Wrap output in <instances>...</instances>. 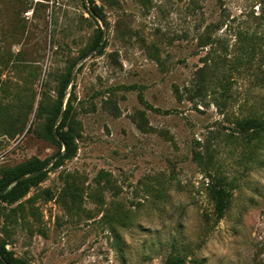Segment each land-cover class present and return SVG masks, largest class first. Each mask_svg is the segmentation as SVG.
<instances>
[{"label": "rangeland", "instance_id": "obj_1", "mask_svg": "<svg viewBox=\"0 0 264 264\" xmlns=\"http://www.w3.org/2000/svg\"><path fill=\"white\" fill-rule=\"evenodd\" d=\"M94 3L0 0V175L49 163L0 200L5 248L28 264H264V130L249 144L236 129L264 121V0ZM68 72L79 135L53 167L44 111Z\"/></svg>", "mask_w": 264, "mask_h": 264}, {"label": "trees", "instance_id": "obj_2", "mask_svg": "<svg viewBox=\"0 0 264 264\" xmlns=\"http://www.w3.org/2000/svg\"><path fill=\"white\" fill-rule=\"evenodd\" d=\"M91 5V9L89 10L90 16L99 15V7L95 5L94 0H87ZM99 37L93 41L90 48H94L98 45V41L101 36V29L98 30ZM239 59V58H238ZM69 72L67 76L61 81L59 85V93L58 97L54 100V104L46 109L45 112V127L47 130V135L50 140H52L55 144H57L58 149L56 151V155L60 153L61 147H63V152L55 159L53 162V167L58 166L64 159L69 158L74 155L76 151V139L79 135L78 125L79 122L75 120L73 115V108L70 103V99L67 100L65 104V108L61 112V103L62 96L67 85V80ZM141 99V97H140ZM43 110V106L38 103L36 107V114L41 113ZM61 112V115H60ZM60 118L57 124L54 126V131L58 135V138H55V135L52 131L53 125L55 124L57 118ZM264 121L258 116H247L241 119L240 121H236V129L240 132L247 133V142L251 144L253 140H257L261 131L264 130ZM48 159H38L36 157L29 158L22 162H19L11 167L6 168L3 173L0 175V190H2L5 185L11 181L12 179L20 176L26 175L31 172L38 170L42 167ZM46 169L35 174L34 176H28L22 179H18L12 184H10L3 192H0V200L13 203L17 201L21 196H23L31 185L36 184L40 180H42L45 176ZM218 182L214 183L211 190V195L214 199L215 204V212L217 217H221L223 211L228 205V188L226 186L223 178H218ZM9 264H28V262L19 256H15L13 252L9 249L5 248V240H0V264H5V262ZM183 259L181 257H171L169 256L165 262V264H182Z\"/></svg>", "mask_w": 264, "mask_h": 264}, {"label": "water", "instance_id": "obj_3", "mask_svg": "<svg viewBox=\"0 0 264 264\" xmlns=\"http://www.w3.org/2000/svg\"><path fill=\"white\" fill-rule=\"evenodd\" d=\"M54 135L58 138V135L55 133V131H54ZM62 152H63V148H62V151H61L59 154H57V155L55 156V158H57ZM48 164H49V163L47 162V163H45L42 167H40L38 170H36V171H34V172H31V173L26 174V175H20V176H18V177H16V178L12 179L11 181H9V182L5 185V187H4L2 190H0V192H3V191H4V190H5L10 184H12L13 182H15V181L18 180V179H22V178H25V177H28V176H34L35 174H37V173L43 171V170L46 168V166H47ZM4 262H5V261H4ZM5 264H9V263L5 262Z\"/></svg>", "mask_w": 264, "mask_h": 264}]
</instances>
